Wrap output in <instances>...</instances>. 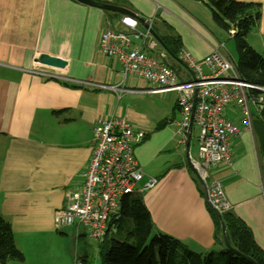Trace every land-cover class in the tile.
I'll return each instance as SVG.
<instances>
[{
  "label": "crops",
  "instance_id": "obj_1",
  "mask_svg": "<svg viewBox=\"0 0 264 264\" xmlns=\"http://www.w3.org/2000/svg\"><path fill=\"white\" fill-rule=\"evenodd\" d=\"M93 1L123 8L144 23L152 20L159 38L177 36L179 53L185 51L195 60L215 47L224 50L216 33L175 0ZM235 1L260 6L258 25L245 40L263 54L264 0ZM121 16L75 0H0V212L8 213L6 208L12 209V204L6 198L16 197L7 194L4 185L25 195L41 193L48 185L55 196L51 206L55 214L65 191L81 185V173L93 151L96 123L123 118L144 132L134 155L144 168V180L148 176L157 181L140 196L152 232L171 236L196 253L219 251L223 246L218 225L193 171L197 161L193 126L184 144L177 135L180 115L175 93L148 92L154 87L132 75L123 81L119 64L96 51L101 32L129 33L119 23ZM160 22L170 31L159 29ZM137 29L145 30L140 24ZM42 55L66 60L68 68L36 63ZM171 62L179 77L191 76L179 60L171 57ZM74 82L119 85L137 92L117 94ZM251 113V131L230 141L231 165H217L210 177L221 183L232 206L231 216L250 230L264 253V122ZM224 117L241 127L236 106H227ZM18 200V210H39L36 196Z\"/></svg>",
  "mask_w": 264,
  "mask_h": 264
},
{
  "label": "built area",
  "instance_id": "obj_2",
  "mask_svg": "<svg viewBox=\"0 0 264 264\" xmlns=\"http://www.w3.org/2000/svg\"><path fill=\"white\" fill-rule=\"evenodd\" d=\"M119 23L129 33L101 32L97 53L119 64L123 81L132 75L154 87L148 92L175 93V106L180 115L176 122L180 143L186 141L192 117V126L198 131L197 161L193 168L198 180L204 184L207 202L225 226L224 218L232 215V206L221 183L211 178L210 172L219 164L231 165L230 141L240 137L243 131H251L252 110L264 122V88L244 82L234 61L218 47L201 60L182 51L179 62L191 76L188 79L179 77L167 62L171 56L166 49L146 30L137 29L138 18L123 15ZM145 24L151 28L152 20ZM44 76L60 79L49 74ZM74 83L117 94L137 92L122 89L119 85ZM229 105L237 107L241 127L225 119L224 111ZM144 138V132L123 118L111 117L96 123L93 151L81 173V185L65 191L62 207L54 214L56 229L72 228L74 240L83 236L95 245L107 234L116 232L121 200L140 197L157 183L148 176L144 180V168L134 155V148ZM61 264L83 263L75 255L72 261L63 260Z\"/></svg>",
  "mask_w": 264,
  "mask_h": 264
},
{
  "label": "trees",
  "instance_id": "obj_3",
  "mask_svg": "<svg viewBox=\"0 0 264 264\" xmlns=\"http://www.w3.org/2000/svg\"><path fill=\"white\" fill-rule=\"evenodd\" d=\"M192 1L204 4L211 13L213 23L234 41V63L240 78L251 86L264 88V53H256L245 40V36L258 25L260 6L235 0ZM160 40L172 59L179 60V38L169 34L160 37ZM121 217L131 222L127 232L129 242L108 239L111 233L107 234L95 246L98 264H250L223 248L204 254L196 253L171 236L153 233L150 215L140 197L121 200L119 220ZM224 222L235 248L254 264H264V253L255 244L250 230L233 216L225 217ZM82 239L85 238L80 236L75 242ZM23 260V255L14 244L10 224L0 216V264ZM80 260L83 264H91L86 253L80 256Z\"/></svg>",
  "mask_w": 264,
  "mask_h": 264
},
{
  "label": "rangeland",
  "instance_id": "obj_4",
  "mask_svg": "<svg viewBox=\"0 0 264 264\" xmlns=\"http://www.w3.org/2000/svg\"><path fill=\"white\" fill-rule=\"evenodd\" d=\"M175 2H180L186 9L202 19L207 24V27L216 33L217 39L223 45L224 50L222 47L219 49L231 59L236 58L234 41L229 38L225 32L217 29L218 27H216L211 20V13L207 7L199 2L191 0L185 2L175 0ZM157 27L170 31L169 26L164 25L162 22L157 24ZM167 62L170 66L175 67L171 60H167ZM197 135V128L193 126L192 140H194V136L197 137ZM8 186V184L4 185L6 193L16 195V197H10V199L6 198L7 202L12 204V209H8L7 207L6 210H8V213L4 210L3 214L0 212L2 215L0 216L10 224L14 244L23 255L24 260L23 262L8 261L6 264H61L62 260L69 262L74 259L75 255L80 257L84 253L87 254L88 261L91 264H98L95 244L87 238L76 243L72 228L56 229L53 220L54 213L51 211L55 196L50 186L46 185L41 193L32 195H25L15 190H7ZM33 196H36L39 202V210L36 213L29 211V207H25L23 211L17 209L19 208V198ZM15 204L16 207L13 209ZM61 207L62 205L60 209ZM58 210L59 208L57 211ZM118 223L119 227L117 228V232L115 234H109L108 239L115 238L117 240L129 242L127 232L131 227L130 220L121 217Z\"/></svg>",
  "mask_w": 264,
  "mask_h": 264
},
{
  "label": "water",
  "instance_id": "obj_5",
  "mask_svg": "<svg viewBox=\"0 0 264 264\" xmlns=\"http://www.w3.org/2000/svg\"><path fill=\"white\" fill-rule=\"evenodd\" d=\"M76 2L83 4L85 6H89V7H93V8H97L103 11H108V12H112V13H117V14H122V15H127L129 16L130 13L120 7L117 6H112V5H108V4H103V3H98L96 1L93 0H75ZM139 24L163 47L164 44L162 43V41L160 40V38L155 34V32L148 27L147 24L144 23V20H139ZM36 63L43 65V66H47V67H54V68H58V69H63L66 70L68 68V62L66 60H62V59H57V58H52V57H48V56H40L36 61ZM191 126H192V117L190 119V123H189V127H188V131H187V140L190 137V131H191ZM195 173V170H193ZM196 174V173H195ZM202 184L203 190H204V184ZM204 198L206 200V203L209 207V209L212 211V213L214 214V217L216 219L217 225H218V230L220 235L222 234V232H225L227 234L226 228L222 222V220L214 213L213 209L211 208V206L209 205V203L207 202L206 199V193L204 190ZM228 235V234H227ZM229 237V235H228ZM230 239V237H229ZM222 242V241H221ZM223 249H225L227 252L235 255V256H239L242 257L244 259H246L250 264H254L246 255H244L243 253H241L237 248H235V246L233 245L232 241L230 240V245H223Z\"/></svg>",
  "mask_w": 264,
  "mask_h": 264
},
{
  "label": "bare ground",
  "instance_id": "obj_6",
  "mask_svg": "<svg viewBox=\"0 0 264 264\" xmlns=\"http://www.w3.org/2000/svg\"><path fill=\"white\" fill-rule=\"evenodd\" d=\"M220 237H221L223 245H225V244L230 245V239H229L228 235L225 232H222Z\"/></svg>",
  "mask_w": 264,
  "mask_h": 264
}]
</instances>
